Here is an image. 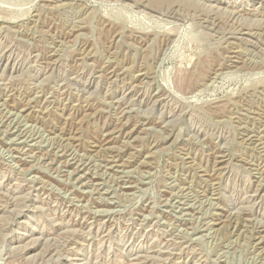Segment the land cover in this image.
Returning <instances> with one entry per match:
<instances>
[{"label":"rangeland","instance_id":"374dc122","mask_svg":"<svg viewBox=\"0 0 264 264\" xmlns=\"http://www.w3.org/2000/svg\"><path fill=\"white\" fill-rule=\"evenodd\" d=\"M0 264H264V0H0Z\"/></svg>","mask_w":264,"mask_h":264},{"label":"bare ground","instance_id":"6f19581e","mask_svg":"<svg viewBox=\"0 0 264 264\" xmlns=\"http://www.w3.org/2000/svg\"><path fill=\"white\" fill-rule=\"evenodd\" d=\"M178 84H180V81H178ZM103 135H104V133H103ZM249 136H251V135H249ZM263 137V136H262ZM252 139V138H251ZM260 140V139H259ZM104 141V140H103ZM106 141V140H105ZM108 142V141H107ZM104 143H106V142H104ZM103 147V146H102ZM221 162V161H220Z\"/></svg>","mask_w":264,"mask_h":264}]
</instances>
